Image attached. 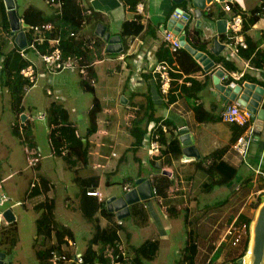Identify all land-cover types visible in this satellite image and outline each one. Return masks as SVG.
I'll use <instances>...</instances> for the list:
<instances>
[{
	"label": "crops",
	"instance_id": "obj_1",
	"mask_svg": "<svg viewBox=\"0 0 264 264\" xmlns=\"http://www.w3.org/2000/svg\"><path fill=\"white\" fill-rule=\"evenodd\" d=\"M2 1L0 0V51H9L10 49L21 47L17 41V35L20 30L23 29L13 30L6 1ZM229 1L233 12H228L226 10V0H211L206 2L204 7L201 8V14L198 16L196 14L197 6L193 3H188V1L178 3L175 0H139L136 10H133L130 0H79L83 11H89L90 15L87 24L78 33V37L87 43L91 42L90 46L91 44H95L86 57V63H82L90 66L89 78L94 79V84L92 85L90 83L93 87V91L87 90L86 88L84 89L80 74L76 72V70L67 72L77 74L78 89L85 94L87 92H92L94 94V100L98 99L102 106V111L99 114L98 130L87 140L89 154L88 160L85 163L87 166L89 155H91V159H93L92 165L97 169L98 173L88 175L78 174L76 172L77 168L73 166L75 167L76 176L86 177L98 175L100 183L95 190L102 192L107 205V200L109 198L118 195L105 196L101 188L103 180H105V183L108 185H110L112 181L111 179H106V174L104 173L115 172V174H119V172H117L119 170H121L120 173H125L126 171L122 170L126 166L131 168L132 163H135L139 165V173L141 172V174L135 177L137 178L136 181L140 178L150 180L151 176L156 175L157 172H159L158 168H160L162 172L168 174L173 180L168 199H163L162 197L159 199L156 197L159 204L162 205L161 210L164 215L160 218V215L153 207L151 210L152 216H150V209L148 207V211L143 218L156 221L158 227L161 228L159 234L171 233V224L167 223L163 225L162 219L178 218L183 210L187 217V223L190 225L192 218L197 219V225L207 224L206 219H210L209 226H205V228L208 227L210 232H217L218 236L220 234L221 236L218 241L213 244L210 252V255L212 253L211 259H209L208 264H219L221 262L227 264L231 260L237 258L242 259L244 264H250V258L254 254L256 243L255 235L259 225V215L264 205V115H262L261 118L258 117L259 111L264 106V102L259 105L257 112L252 114V119L258 126L260 139L251 145L247 156L241 154L234 147L235 136L239 131L242 133L243 128L237 124L234 125L233 123L225 122L221 117L222 111L233 101L231 97L235 92L234 89L236 86L238 87L239 85V87L241 86L242 88L245 84L251 83L255 85V88L258 86L264 88V67H258L255 64L257 62H262V56H258V54L264 52V17H259L258 21L251 25L246 32L243 31L247 47H239L238 51H235L234 47L230 44V32L227 30L223 32L218 31V21L220 19H228L232 16V13H241L244 17V22H247L248 18L251 17L249 13L258 8L264 0L260 3L258 0ZM46 3L51 6V8L53 7L52 9L55 12L56 7L50 5L47 1ZM15 4L16 13L20 20H22L21 17L29 6H36L34 4L28 5L23 9V12L19 14L16 0ZM176 8H181L191 13V17L185 27L188 25L189 41L197 46V48H194L191 43L188 42L185 35L186 42L194 49L206 54L212 60L213 65L209 67L208 64L206 65L195 58L200 64V69L189 75L184 74L181 77L172 76L173 80L170 92L165 94L161 90L159 74L154 70L158 62L164 61L168 63L169 55L174 52L171 49L170 43L165 40V33L173 28H170L169 22ZM138 17H141V22L144 26L142 31L138 35H124L122 28L125 21L136 20ZM7 27L10 30L7 29ZM20 27H23L21 22ZM185 27L180 29V32L177 33L178 36L184 33ZM103 28H105V33H110L111 36H120L122 44L121 50L115 52L107 50L110 44L109 41L104 36L97 33V30L101 32ZM216 41L219 42L217 46ZM199 45L204 47L205 50L198 49ZM249 45L251 46V51L248 50ZM115 46L118 47L119 45ZM250 52L251 54L249 55L248 53ZM32 53L34 54L32 55L33 57H31L28 52L29 58L39 62L36 54L33 51ZM1 64L2 58H0V65ZM171 64L169 65L172 72H179L177 66ZM219 71L223 73L222 77L219 76ZM39 72L42 74L39 80L44 78L47 81L46 94L50 98L44 103V108L46 109L39 114L45 115V118H38L37 120L48 121L49 106L53 102L59 103L69 111L70 122L77 128V133L81 136H86L89 127V111L94 104V100L88 111L84 113L85 115L83 113H76V99L73 97L71 86H68V83L64 84L59 81L57 77H55V74L49 73L41 63L39 64ZM61 74L62 73L59 75ZM56 75L58 74L56 73ZM238 76H240L239 79ZM173 82H175V85ZM220 85L224 86L223 90L219 87ZM34 88L35 86L26 92L23 99V111L21 115H18V120H16V114L11 108V96L8 90L7 104L4 109L2 108V111L0 110V123H5V120H8L7 126L10 131V137L19 143L21 148H24L26 143H24V138L21 136L20 132L19 135L14 132V125L19 129V123L27 120L26 117L29 115L28 111L33 112L36 107V105L28 104L26 98L28 94L34 91ZM49 90L51 93L48 92ZM0 92H2L1 83ZM241 93L242 92L238 93L234 101H239L238 98L241 96ZM108 96H110V99H112L114 103H118V105H120V101L122 106L116 108L110 107L105 110L103 102ZM1 100L3 101V95L0 93V101ZM149 100L151 101V105L148 102ZM37 101L42 102L39 98ZM196 106H202L203 110L206 112L205 115L203 114L205 117L203 121L199 120L197 117ZM8 108H10V114L8 113ZM11 113L14 114L13 118H11ZM138 117L143 119L141 127L146 129V132L143 146L135 152L133 150L135 146V137L130 132V127L132 126L133 120ZM157 118L159 121L156 120ZM121 120H124V124L120 123ZM125 120L129 121L127 125L125 124ZM29 123L32 126V140L42 155L41 160L44 157L51 156L55 159L58 157L60 158L61 156L42 154V148H40L38 143L37 122L35 120L34 122L29 121ZM84 125H87V127L84 132H81L79 129ZM161 125H166L169 131L167 133L164 132ZM150 129L164 133L165 136L168 137L177 136L179 140L181 136L180 130L186 129L189 132L194 147L186 152L184 150L185 146L180 140L182 152L177 158L168 159L161 154L159 156H151L148 154L147 149L149 142L148 133ZM47 132L49 146H51V126L49 123ZM116 136H120V139L122 137L121 140L123 144H125V151L121 154L116 151H111V153L105 151L106 148L113 147V144L118 143L119 140ZM6 138H9V136L0 132V153L3 151L5 155L4 160L9 164V166H7L6 162L0 159V182L2 183L0 193L5 192L7 194L4 182L17 174L24 173L25 170L31 167L28 165V162L25 169H16V167L12 166L13 159H6L12 154V150L10 151ZM97 158L99 159L97 160ZM114 159L117 160L116 162L119 165L114 166ZM208 159H214L213 161H215V164L217 163L216 168L211 172L206 170L211 164L206 163ZM153 160H155L156 165L152 164ZM1 161L4 162V165L1 164ZM221 162L237 170V173L226 183L217 182L222 179L221 169L218 168V164ZM41 163L40 161L35 167L36 169L39 167L40 172ZM52 163L54 164L53 166L56 165V162L53 161ZM52 163L50 164L52 165ZM85 165L83 164V168L86 167ZM149 165L151 168H149ZM146 166L148 171L143 170ZM52 169L53 167H50L48 170L53 172ZM5 171H8L9 174H4L6 173ZM143 172L148 173L143 174ZM40 174V176L37 174L34 175L28 190H25V197H27L28 200L32 202L31 205L36 208L50 195H45V191L32 195V184H38L43 177L51 184V188L54 187V183L47 175L43 173ZM146 176L150 177L145 178ZM130 178L131 177H128L124 180L123 192L124 186H132V188L136 186V181L135 185L128 182ZM177 183L179 189L175 191L174 186ZM51 188L49 191H51ZM11 192L15 196L19 194L13 188H11ZM7 195L9 197V194ZM151 199H148L146 202L149 203ZM4 204H11L9 208L12 209L15 216L12 222L17 228L15 245L18 242L23 244L14 208L26 206V201L22 199L13 201V197L11 196ZM151 206L153 205L150 204V207ZM58 222L66 225L65 227H69V229L72 230L74 242V230L65 221L58 220ZM244 223L248 225V234L240 241L242 242V246L239 251V256H234V252H232L234 250L223 249L224 244L231 243V245H233L232 239H230L231 237L229 238V236H226V231L230 225H234L238 228ZM9 226L10 224L4 225L6 228ZM3 229L4 228L0 229L1 238ZM34 235L37 236V233ZM120 236L122 245L124 240L129 242L130 239H133V235L129 231L124 235V239L122 235ZM38 240V244H35L37 248L41 245L40 239ZM158 240L160 247V239ZM10 242V240L5 243L0 242V251L4 252V246L12 248L14 245L11 246ZM130 243L134 246H132V253L128 254V257L133 256L134 248L139 246L135 245L133 240L132 242L130 241ZM209 246L210 245L205 248H210ZM218 247L222 248V253L218 259L214 260L212 256ZM200 250H202V248L198 244L195 264L199 262ZM244 251L245 253L241 256ZM224 254L227 255L225 260H223ZM9 263L12 264L11 262ZM262 264H264V258Z\"/></svg>",
	"mask_w": 264,
	"mask_h": 264
},
{
	"label": "trees",
	"instance_id": "obj_2",
	"mask_svg": "<svg viewBox=\"0 0 264 264\" xmlns=\"http://www.w3.org/2000/svg\"><path fill=\"white\" fill-rule=\"evenodd\" d=\"M2 1V0H1ZM61 5L56 6L55 12L51 14H46L45 11L37 8L36 6H29L23 16L21 17L22 23L24 24V29L26 30L27 39L31 41L33 38L32 31L30 32L29 27L42 24H51L49 30L44 31L45 40L43 42H37L36 47L42 52H51L53 49L50 45V39L61 37L60 47L62 49L63 57L67 56H80L82 57L81 63H86V57L90 49L95 46L91 42H85L78 37V33L87 24L89 13L80 5L79 0H59ZM139 0H130L132 9L136 10V6ZM3 2V1H2ZM4 3V2H3ZM2 3V4H3ZM4 6V4H3ZM235 7V6H234ZM259 16L251 15L247 22H244L243 31L246 32L251 25L258 21ZM143 24L141 22V17L136 20H127L123 25L124 35H138L142 29ZM7 29H9L7 27ZM10 30V29H9ZM73 33V34H72ZM184 33L189 41L188 25L185 27ZM191 43V42H190ZM191 45L197 48L193 43ZM1 47V46H0ZM198 49L205 50L204 47L198 46ZM248 50L251 51V46H248ZM30 52L29 50H26ZM249 55L251 54L248 53ZM262 56V62L255 63L258 67H264V52H260L258 56ZM0 58H2V64L0 65V83L2 88H7L11 96V108L16 115H21L23 111V99L26 94V86L29 85V80L21 74V70L27 67L30 63L29 59L20 53V47L10 49L9 51H0ZM256 58V57H255ZM170 62V63H169ZM168 63L171 65H176L179 72H171L173 77H181L186 74L189 75L200 69V64L195 59L193 54L186 50L185 48H180L178 51L171 53L169 55ZM175 63V64H174ZM90 75V72L89 74ZM90 77V76H89ZM160 78V77H159ZM161 82V79H160ZM84 89L93 91V87L90 85V81L85 79L82 82ZM175 85V82H173ZM173 89V88H172ZM151 105V101H148ZM102 111V106L98 99L94 100V104L89 111V127L86 132V136H81L77 133V128L70 122L69 111L59 103H51L48 109V123L51 126L50 132V142L56 149V156L63 157L70 167L76 166L78 162L82 161L84 163L88 160L89 146L88 139L97 132L99 127V114ZM205 111L202 106H196V114L199 120L203 121L205 117ZM159 121V119H156ZM143 119L138 117L133 120L132 126L130 127V132L135 137L134 148L136 152L144 144V135L146 129L141 127ZM169 123V122H168ZM234 124V123H233ZM236 125V124H234ZM243 131V129H242ZM14 132L19 135V129L14 125ZM25 136L24 143L31 148H36L34 141L32 140V126L29 121H25ZM239 131L235 136V141L240 135ZM27 135V136H26ZM29 138V139H28ZM31 145V146H30ZM160 146L161 155L166 156L168 159L177 158L181 155V143L179 138L176 136L168 137L164 133L160 132ZM65 150V153L63 151ZM137 156V155H136ZM214 160V159H213ZM211 162L209 167L206 169L211 172L216 168L217 163L215 161ZM153 160L152 164H155ZM218 168L221 169L222 179L217 181L218 183H226L231 179L236 173L235 168H230L222 162L218 164ZM156 175L151 176V181L155 189V198L168 199L169 191L172 187L173 180L171 177L162 172L158 168ZM141 174V172L139 173ZM146 176L145 178H149ZM75 181L80 188V209L82 214L93 223L94 234L88 242L87 249L84 251V263L82 264H113L112 259L116 258L117 255L121 253L122 250V240L120 234L108 227L101 224L100 214L110 215L112 212L108 209L106 201H101L98 196L90 195L88 192L94 191L100 183V178L98 175H90L86 177L76 176ZM128 182L135 185V180L131 177ZM49 182L42 177L41 181L34 185L31 190L32 195L39 194L41 191L48 192L51 188ZM37 208L43 211L46 208H55L54 199L47 197L46 200L41 203ZM137 204L135 205V210ZM140 213L143 218L145 213ZM136 214V213H132ZM139 215V214H136ZM187 218V217H186ZM38 219V236H44L47 238L46 244H42L37 248V256L42 264H52L49 260L50 251L54 247L58 248L62 243L66 242L64 239L66 236L73 238V232L71 229L64 227L59 230L56 226L55 221L47 215V217L39 221ZM53 232L57 238V245L52 244ZM17 236V228L14 223H10L8 228L4 227L2 230V238L0 237V242L5 243L11 241L10 244L15 245ZM58 246V247H57ZM159 250V240L158 239H147L141 243L138 247L134 248V254L131 257L122 259L121 264H147V261H151L155 258ZM246 251V250H245ZM241 254V256L245 253ZM198 252V244L193 234V230L188 233L186 247L184 248V257L182 263L180 264H195V257ZM222 253V248L218 247L212 258L214 260L218 259ZM118 258V257H117Z\"/></svg>",
	"mask_w": 264,
	"mask_h": 264
},
{
	"label": "rangeland",
	"instance_id": "obj_3",
	"mask_svg": "<svg viewBox=\"0 0 264 264\" xmlns=\"http://www.w3.org/2000/svg\"><path fill=\"white\" fill-rule=\"evenodd\" d=\"M47 0H16L17 2V11L19 14L23 12V9L27 7L28 5L34 4L37 7L43 9L46 14H51L53 12V7L49 6L46 3ZM259 3L262 0H258ZM258 3V4H259ZM9 48V47H8ZM30 56L33 57L34 55L32 51L30 50ZM39 60V59H37ZM40 64V62H38ZM68 71L72 70H66L62 72H58L55 77L62 83L66 84L68 86H71L73 97L76 99V106H77V112L76 113H85L90 108L91 104L94 100V94L92 92L82 93L78 89L77 81H78V75L67 73ZM77 72V71H76ZM62 73L61 75H59ZM46 88H47V81L44 78H41L37 81L34 91H32L30 94L26 96L28 104L36 105L33 112L28 111L29 114H32L33 116L39 115L41 112H43L46 108H44V103L49 100V96L46 94ZM5 92V93H4ZM3 95V101H0V110L2 111V108H5V105L7 104V89L2 88V92H0ZM33 98V99H32ZM38 98L42 102H38ZM10 99V98H9ZM104 106L105 110L109 109L110 107H119L122 106V103L119 101L118 103H114L112 99H110V96L106 97V100H104ZM8 108V113L10 114ZM128 110V109H127ZM128 113V111H127ZM14 114L11 113V118H13ZM85 115V114H84ZM18 115H16V120H18ZM7 119L5 120V123H0V132H3L6 136L8 135L9 138L7 139L8 146L10 148V151L12 150V154L9 158H6L12 161V166L16 167V169H25V166L27 165V160L25 157V153L23 151V148H21L20 144L17 143L12 137H10L9 134V128L7 126ZM37 124V131H38V143L40 145V148H42V154L48 155L51 154V146H49L48 142V132H47V126L48 121L47 120H36ZM129 121L125 120V124L127 125ZM121 124H124V120H121ZM13 127V126H12ZM87 125L81 126L80 131L84 132ZM123 130V129H122ZM121 136V135H120ZM120 136H116L118 138V143L113 144V147L106 148L105 151L111 153V151H116L118 153H123L125 151V144L122 142V137L120 139ZM9 151V152H10ZM96 157V156H95ZM0 159L4 160L5 155L3 154V151L0 153ZM99 158H97L98 160ZM116 159V158H115ZM114 159V166L119 165L117 164V160ZM7 164V161L4 160ZM56 162V165L52 162ZM101 161V160H100ZM41 172L39 171V167L36 169L35 167L30 168L28 170H25L22 174H17L11 179H7L4 182L5 190L7 191V194H9V197H13V201L16 199H22L26 201V206H18L14 208V212L17 216V224L19 226V232H21L20 237L23 239V244L21 242H18L16 245H14L12 248L4 246V252H7L8 255L6 256V260L11 262L12 264H42L38 258L37 254V247L35 244H38L37 236L34 234H38V218L40 216V208L33 207L31 205V201L28 200L27 197H25V190H28L30 182L35 174L41 175L40 173H43L44 175H47V177L54 183V187L51 188V191L44 192L45 195H50L49 197L51 199H54V203L56 206V211L58 215L59 221H65L70 225V227L74 230L75 235V241L73 245H69L66 247V250L69 253L72 252H84L87 249L88 242L92 238L94 234V226L91 221H89L81 212L80 209V188L77 182L75 181L76 172L78 174H94L98 173L97 169H95L92 165L93 159H91V155H89V161L88 165L86 166L84 162L80 161L75 166L77 168V171L75 172V167L71 168L69 167L68 163L64 158H57L54 157H44L41 160ZM52 163V165L50 164ZM1 164L4 165V162L1 161ZM83 164L86 166L83 168ZM50 167H53L51 172L48 170ZM80 167V168H79ZM8 168V167H7ZM35 168V170H34ZM113 168V167H112ZM149 168L150 165H149ZM99 169V168H98ZM8 170V169H7ZM139 165L132 163V167H125L122 171H126L125 173H120L121 170L117 171L119 174H115V172L110 173H104L106 174V179H111V184H106L105 180H103V184L101 186L102 191L104 192L106 197L113 196V195H121L123 193V182L126 178L132 177L135 181L137 178H135L139 174ZM144 171L147 170V166L143 168ZM109 171V170H108ZM6 172V171H5ZM116 172V173H117ZM50 173V174H48ZM147 174L148 172H143V174ZM4 174H9L7 171ZM115 174V175H114ZM131 184V183H130ZM133 185V183H132ZM11 188L15 189L17 193V196L12 194ZM148 204V207L150 209V216H152V208L154 207V210L160 215L159 217L162 218L164 213L161 210L162 205L159 204V201L156 198L151 199V201ZM150 204L153 206L150 207ZM11 204L5 205L4 203L0 204V209L9 208ZM101 224H104V221L102 218H100ZM167 223L171 224V233H165V234H159L161 232V228L158 227L156 224V221H152L146 218H142L139 215L131 214L124 218V224L125 228L123 232L121 233L123 239L124 235L127 234V231L131 232L133 235V239H130V241L134 242L135 245H140L144 240L147 238H157L160 239V247L157 252V255L155 258L151 261H147V264H180L182 263L183 257L185 255L184 248L186 247L188 233L190 230H193V234L195 235V238L202 248L200 250L199 255V262L198 264H208L209 259H211L210 252L212 250L213 244L218 241L221 234L218 236L217 232L212 233L209 231V228H205V226H209L210 219H206V223L197 225V219L192 218L191 219V225L187 223L186 214L184 210L180 213V216L175 219H162V224L166 225ZM64 225L63 227H65ZM69 228V227H67ZM36 237V239H35ZM126 237V236H125ZM244 238V235L243 237ZM72 241L73 238L71 237ZM229 239V238H228ZM124 240L122 247L127 251L128 254L132 253V245L130 241ZM208 245H210V248H205ZM38 246V245H37ZM242 246V242H239L237 245H231V243L224 244L223 249L228 250H234V256H239L240 254V248ZM6 253V254H7ZM227 258V255H223V260ZM239 258L235 260H231L237 264H240ZM64 264H73L71 262H65ZM219 264H223L222 262ZM250 264H254V258L251 256L250 258Z\"/></svg>",
	"mask_w": 264,
	"mask_h": 264
},
{
	"label": "built area",
	"instance_id": "obj_4",
	"mask_svg": "<svg viewBox=\"0 0 264 264\" xmlns=\"http://www.w3.org/2000/svg\"><path fill=\"white\" fill-rule=\"evenodd\" d=\"M228 1V2H227ZM48 3L54 4L56 6H60L61 3L59 0H47ZM225 8L228 12H233L231 3L229 0H226ZM176 8V10L173 13L172 18L176 19L179 22H182L183 27L188 23L190 16H187L184 12H187L191 14L190 12L182 9ZM142 10V7H141ZM87 13H90L87 11ZM250 15L264 17V1L261 2L260 6L253 11L249 13ZM22 26L24 24L22 23V20H20ZM243 25H244V17L241 13H232V16L227 19V25L226 30L230 32L229 39L230 44L232 47H234L235 51H238L239 47H247L246 40L243 36ZM25 27V26H24ZM24 27H20V29H23L26 36V46L20 47V53L29 59L30 63L27 67L23 68L21 70V74L29 80V85L26 86V92H28L32 87L35 86L37 81L39 80V77L42 75L41 72H39V64L35 60L29 58L28 51H33L38 61L45 66L46 70L51 74H56L58 72L66 71V70H76L81 77V82L85 79H89L90 83L94 84V79L89 78V65L82 64V57L78 56H67L66 58L63 57L62 49L60 47L61 43V37L58 36L56 38L50 39V45L53 49L51 52H42L36 47V43L43 42L45 40L44 31L49 30L51 28V24H42V25H35L29 27L28 30L33 33V38L30 40L27 39L26 30ZM182 27V28H183ZM175 27L172 29H169L165 33V40L170 43L171 49L176 52L180 48H184V46L181 44L180 39L176 31L174 30ZM123 31V28H122ZM180 32V29H179ZM73 34V33H72ZM184 34V33H183ZM161 79V90L163 93L168 94L170 92L171 83L173 80V77L171 75L172 69L170 65L164 61L158 62L155 66V70ZM223 76V73H222ZM221 76V77H222ZM240 76H238V79ZM239 86V85H238ZM241 88V87H240ZM49 93L50 90L48 91ZM242 92V91H241ZM233 99L232 103H230L221 113L222 120L228 123H234L239 125L243 128L242 133L238 136L236 141L234 142V147L237 149L241 154L244 156H247L249 153V150L251 148V145L258 141L260 139V135L258 133V126L252 119V111L248 108L247 105L239 102L234 101ZM38 118H45V115H39V116H33L32 114L27 115L26 119L30 122H34ZM161 128L164 132H168V127L166 125H161ZM19 132L21 136H25V121H21L19 123ZM149 136H148V154L151 156H159L161 154V146H160V132L153 130H149ZM24 152L26 155V160L28 162V165L33 168L37 166L41 161V152L37 148H31L28 145H24ZM65 153V150L63 151ZM51 155H56V149L51 144ZM212 162V159H208L206 161L207 164H210ZM151 180V179H150ZM36 185V183H33L32 186ZM2 188V183L0 182V189ZM135 188V186L133 187ZM132 186H124V192L131 191ZM179 189L178 183L174 186V190L177 191ZM153 197H155V189L153 187ZM90 195L98 196L101 201L104 200V197L102 195V192L99 190H94L88 192ZM152 197V198H153ZM151 199V198H150ZM9 200L8 195L5 192L0 193V203H4ZM148 200V199H147ZM147 200L140 199L132 204L129 205L130 212L140 214L139 212L147 213L148 211V204ZM137 204V208L135 210V205ZM108 207V204H107ZM109 209V208H108ZM111 211V210H110ZM112 213L110 215L108 214H100V218L103 219L105 227H108L110 229L116 230L120 235L123 232L125 228L124 224V218H120L116 211H111ZM130 213V214H131ZM47 215H49L56 223V226L59 230H62L64 227L63 224H60L58 222V215L56 213L55 208H46L43 211L40 212V216L38 219L39 221L44 220ZM11 222L6 221V219L3 217L2 214H0V229L4 228V225L10 224ZM248 225L242 224L241 227L236 228L234 225H230L226 231V236H229L230 239H232V244L237 245L241 240L243 235L246 236L248 234ZM40 238L42 244H46L47 238L44 236H38ZM66 242L62 243L60 247L56 248L54 247L50 251V262L52 264H64L65 262H71L73 264H82L84 263V254L83 252H72L69 253L66 250V247L69 245H73L74 242L69 236H66L64 239ZM52 244L57 245V238L55 236V233L53 232V239L51 240ZM118 257V258H117ZM116 258L112 259L113 264H121V260L128 257L127 251L122 247L121 253L117 255ZM227 264H237L233 261L228 262Z\"/></svg>",
	"mask_w": 264,
	"mask_h": 264
},
{
	"label": "water",
	"instance_id": "obj_5",
	"mask_svg": "<svg viewBox=\"0 0 264 264\" xmlns=\"http://www.w3.org/2000/svg\"><path fill=\"white\" fill-rule=\"evenodd\" d=\"M7 9L9 10L10 19L12 21V28L13 30H20V19L16 13V4L15 0H5ZM178 3H181L182 1H188V3H193L195 6H197L196 14L200 16L201 14V8L204 7L206 2L211 0H175ZM183 11L182 9H180ZM187 16H190L191 14L184 12ZM170 28L175 27L176 33H179V29L183 27L182 22L177 21L174 18L170 19ZM226 25H227V19H220L218 21L219 26V32L226 31ZM97 33L101 36H104L109 41V46L107 48L108 51H118L122 49L121 44V38L120 36H111L110 33H105V28H103L100 32V30H97ZM181 44L186 48L189 52H191L196 59L202 61L206 65L208 64L209 67L213 65L212 60L204 54L202 51H198L194 49L192 46H190L189 43L185 40V34H182L179 36ZM17 41L21 47L26 46V36L24 30H20L19 34L17 35ZM217 44H219L218 41H216ZM115 45H119L116 47ZM219 76H222V72H218ZM218 80V78H217ZM222 90L224 89V86H219ZM241 87V86H240ZM239 86L234 89L235 92L232 94L231 99H235L238 93H241V96L238 98L239 102L245 104L248 106V108L252 111V113L257 112V109L260 104L264 102V88L261 86H258L255 88L254 84L247 83L244 85V87L240 88ZM262 115H264V106L259 111L258 117L261 118ZM181 136L180 140L182 144L185 146L184 150L187 152L188 150L192 149L194 146L191 141V137L189 135V132L185 129H181ZM154 195L153 193V185L151 180L140 178L136 181V186L131 191L123 192L121 195L113 196L107 200L108 208L111 211H116L117 215L120 218H124L128 215H130V207L129 205L140 200V199H150ZM1 204V203H0ZM0 214L3 215V217L8 222H12L15 219L14 213L12 212L11 208L0 209ZM258 229L256 231L255 235V247H254V264H262L263 258H264V205L261 209L260 215H259V222H258ZM7 254L5 252L0 251V264H10L6 260ZM239 262L241 264H244L243 260L240 259Z\"/></svg>",
	"mask_w": 264,
	"mask_h": 264
},
{
	"label": "clouds",
	"instance_id": "obj_6",
	"mask_svg": "<svg viewBox=\"0 0 264 264\" xmlns=\"http://www.w3.org/2000/svg\"><path fill=\"white\" fill-rule=\"evenodd\" d=\"M12 222H13V221H12ZM12 222H11V223H12ZM37 238H38V234H37ZM38 239H40V238H38ZM40 241H41V240H40Z\"/></svg>",
	"mask_w": 264,
	"mask_h": 264
},
{
	"label": "bare ground",
	"instance_id": "obj_7",
	"mask_svg": "<svg viewBox=\"0 0 264 264\" xmlns=\"http://www.w3.org/2000/svg\"><path fill=\"white\" fill-rule=\"evenodd\" d=\"M27 134V133H26ZM27 136V135H26ZM29 139V138H28ZM31 146V145H30Z\"/></svg>",
	"mask_w": 264,
	"mask_h": 264
}]
</instances>
